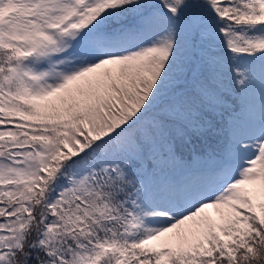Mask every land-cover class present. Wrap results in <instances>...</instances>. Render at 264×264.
<instances>
[{
  "label": "snow or ice",
  "instance_id": "1",
  "mask_svg": "<svg viewBox=\"0 0 264 264\" xmlns=\"http://www.w3.org/2000/svg\"><path fill=\"white\" fill-rule=\"evenodd\" d=\"M0 264H264V0H0Z\"/></svg>",
  "mask_w": 264,
  "mask_h": 264
}]
</instances>
